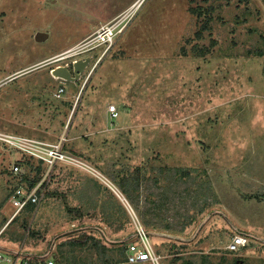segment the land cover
Listing matches in <instances>:
<instances>
[{"label": "rangeland", "instance_id": "374dc122", "mask_svg": "<svg viewBox=\"0 0 264 264\" xmlns=\"http://www.w3.org/2000/svg\"><path fill=\"white\" fill-rule=\"evenodd\" d=\"M135 1L0 0V252L127 264L136 216L159 264L254 263L264 257V0H141L108 51L84 44ZM63 68L68 77L51 75ZM24 139L61 141L68 160L41 203L13 217L12 164L45 170ZM236 224L249 242L230 252Z\"/></svg>", "mask_w": 264, "mask_h": 264}, {"label": "built area", "instance_id": "2783aa9c", "mask_svg": "<svg viewBox=\"0 0 264 264\" xmlns=\"http://www.w3.org/2000/svg\"><path fill=\"white\" fill-rule=\"evenodd\" d=\"M119 16V15H118ZM119 18H115V21L108 22L107 24L101 25L95 30L94 35L90 39L86 40L84 44H90L95 42L97 44H104L103 54L110 49L112 46V38L114 35V29L120 23ZM123 22V21H121ZM124 28V23L117 27V32H121ZM81 45L78 44V46ZM101 56L98 57V60ZM97 60V61H98ZM52 75V74H51ZM64 80V79H63ZM65 89L60 86L55 93L56 97H60ZM108 115L112 118L117 116V110L114 104H111L107 108ZM22 142V149L30 153L37 162L45 165V170H42L41 176L38 181L32 186L23 178V169L14 162L10 167L11 172L15 175V183L10 190L9 201L15 209L13 217L16 216L20 211L25 210L29 206H38L43 200L47 186L51 177L55 165L62 160L67 161L68 156L62 151L61 141L58 143H47L45 141L27 140ZM134 231L126 240V246L124 245L125 260L127 263H138V262H152L158 264L160 254L155 250L153 244L149 239V231L140 222V220L133 216ZM136 239L137 241H133ZM248 237L243 233H233L230 236L229 241L225 245V249L230 252H237L241 248L248 244ZM58 264L53 257H47L42 263H33L27 258L19 259L18 255L9 253L8 250L0 252V264Z\"/></svg>", "mask_w": 264, "mask_h": 264}, {"label": "trees", "instance_id": "16d2710c", "mask_svg": "<svg viewBox=\"0 0 264 264\" xmlns=\"http://www.w3.org/2000/svg\"><path fill=\"white\" fill-rule=\"evenodd\" d=\"M52 172H53V171H52ZM52 172H51V174H52ZM40 174H41V171H40V170H37V173H36L35 175L30 176L29 174H24V175H23V178L29 183L30 186H32L33 184H35V183L38 181V179H39L40 176H41ZM29 207H32V206H29ZM29 207H28V208H29ZM93 214H94V213H93ZM107 217H109V216L107 215ZM190 217H191V216H186V217H185V220L181 223L180 226H178V227H176V228H174V227H172V228L177 229V230H183V229L185 228V226L188 225V224L191 222ZM108 225L111 227V230H112L113 232H118V231L124 229V227H125V226H123V225H121V224L114 225L113 221L110 222ZM143 225L145 226V224H143ZM145 227H146V226H145ZM81 228H82V227H81ZM164 228H170V227H168V225L166 224V225L164 226ZM97 229L103 232V234H104L103 236H104L105 238H107V240H110V238H109V237L104 233V231L102 230L101 226H97ZM133 231H134V227H133ZM133 231H132V233H133ZM80 235H81V237H82L83 239H86V235H85V234H80ZM95 239H96V238H95ZM97 239H98V241H101L100 238L97 237ZM128 239H129V238H126V239H123V240L126 241V240H128ZM123 240H121V241H123ZM124 241H123V242H124ZM123 249H124V247H123ZM209 263H210L209 261H206V262H204L203 264H209Z\"/></svg>", "mask_w": 264, "mask_h": 264}, {"label": "crops", "instance_id": "0c3cea01", "mask_svg": "<svg viewBox=\"0 0 264 264\" xmlns=\"http://www.w3.org/2000/svg\"><path fill=\"white\" fill-rule=\"evenodd\" d=\"M123 7H121V9H122ZM121 9H119L115 14H117ZM114 14V15H115ZM114 15H112V16H114ZM86 32V31H85ZM85 32L83 33V34H81L79 37H82V36H84V34H85ZM2 216V215H1ZM2 218V217H1ZM0 218V230L4 227V225L7 223V222H5L3 225H2V219ZM13 218V217H12ZM8 221V220H7ZM236 227H239V229H236V233H243L241 230H240V228H242L243 226H241L240 224H236ZM125 245V244H124ZM123 252H124V249H123ZM124 259H125V253H124ZM239 262H238V264H241V263H245V264H264V257L262 256V257H260V259H257L254 263L252 262V260H248L247 258H246V260H244V259H242V260H238ZM245 261H247V262H245ZM124 262V261H123ZM144 262H138V263H127V264H143ZM150 263H152V262H150ZM149 263V264H150ZM153 264V263H152ZM159 264V263H158ZM210 264V263H209ZM213 264H231V263H229L227 260L226 261H224V262H218V263H213Z\"/></svg>", "mask_w": 264, "mask_h": 264}, {"label": "bare ground", "instance_id": "6f19581e", "mask_svg": "<svg viewBox=\"0 0 264 264\" xmlns=\"http://www.w3.org/2000/svg\"><path fill=\"white\" fill-rule=\"evenodd\" d=\"M141 3V0H136L126 11V13H123V15H120L118 18L119 22L124 21L126 18L132 16L134 14V9H138L139 5ZM76 46V45H75ZM66 68V67H65ZM64 69V68H63ZM51 74H53L54 78H61L59 77V75L57 74L56 70L53 69Z\"/></svg>", "mask_w": 264, "mask_h": 264}, {"label": "water", "instance_id": "95a60500", "mask_svg": "<svg viewBox=\"0 0 264 264\" xmlns=\"http://www.w3.org/2000/svg\"><path fill=\"white\" fill-rule=\"evenodd\" d=\"M44 36L45 35H43V34H40V33H37L36 34V39L37 40H42L43 38H44ZM85 65H87V61H82V60H78L77 62H75V64H74V66H75V69L76 70H81L82 68H83V66H85ZM60 72V73H62V75H60V74H58L59 75V77H63L64 78V76L65 77H68V75L70 74L68 71H66V69H63V71H61V70H57L56 72ZM52 72V71H51ZM52 76H54L53 74H52ZM5 264H7V263H5Z\"/></svg>", "mask_w": 264, "mask_h": 264}]
</instances>
